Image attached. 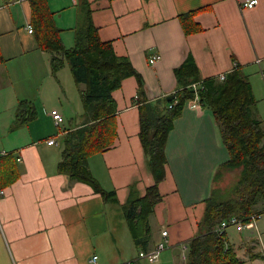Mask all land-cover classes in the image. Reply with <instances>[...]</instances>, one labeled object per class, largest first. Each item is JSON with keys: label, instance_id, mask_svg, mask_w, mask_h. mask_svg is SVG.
Instances as JSON below:
<instances>
[{"label": "crops", "instance_id": "crops-1", "mask_svg": "<svg viewBox=\"0 0 264 264\" xmlns=\"http://www.w3.org/2000/svg\"><path fill=\"white\" fill-rule=\"evenodd\" d=\"M244 1L48 0L65 47L74 45L85 3L100 40L109 42L139 76L124 78L112 92L116 138L88 159L100 186L115 191L114 203L58 170V139L87 121L78 87L67 78V65L52 72L51 54L38 48L28 32L30 0H0V152L11 153L18 172L0 188V264H90L93 256L96 264H144L121 209L130 196L142 197L155 183L140 139L139 101L174 96L194 78L223 82L217 76L237 65L254 98L251 115L264 133L259 106L264 99V0L253 7H244ZM154 54L160 58L151 64ZM53 97L59 107L51 105ZM21 101L32 104L35 115L14 128ZM194 101H185L167 134L160 199L148 216L147 250L160 241L167 248L149 264H184L183 248L202 233L196 226L203 223L216 173L229 159L212 108ZM51 110L61 114L62 124H55ZM66 116L79 120L65 126ZM50 139L55 143L49 144ZM228 227L226 237L243 264H264V237L259 236L264 216L242 230L235 228L251 230V238L241 236L238 245L229 240Z\"/></svg>", "mask_w": 264, "mask_h": 264}, {"label": "trees", "instance_id": "trees-1", "mask_svg": "<svg viewBox=\"0 0 264 264\" xmlns=\"http://www.w3.org/2000/svg\"><path fill=\"white\" fill-rule=\"evenodd\" d=\"M31 26L38 48L48 51L53 73L67 65L78 87L86 122L67 131L62 138L58 170L74 180L90 184L106 201L118 203L114 190L103 189L88 168L90 156L110 148L116 138V103L112 92L128 76L139 77L126 58L115 54L109 42L101 41L89 8L83 3L82 22L74 28V45L64 46L48 0H30ZM3 58L0 54V62ZM187 67H181L180 71ZM215 79H193L170 101L139 102L140 139L148 157V168L155 183L146 188L142 197L130 196L121 206L135 245L147 250L148 216L154 202L160 199L158 182L164 177V147L173 120L186 100L197 98L200 105L212 108L229 152L222 167L241 169L234 186L224 193L213 188L206 200L202 233L187 244L186 264H243L225 230L216 229L230 217L248 222V216L260 211L255 205L264 201V133L259 121L251 115L254 103L251 88L237 70V65L223 82ZM35 108L27 101L18 104L13 127L32 119ZM0 156V188L16 179L18 172L9 156ZM218 172L216 173V177ZM214 180V182H215ZM264 208V207H263Z\"/></svg>", "mask_w": 264, "mask_h": 264}, {"label": "rangeland", "instance_id": "rangeland-1", "mask_svg": "<svg viewBox=\"0 0 264 264\" xmlns=\"http://www.w3.org/2000/svg\"><path fill=\"white\" fill-rule=\"evenodd\" d=\"M256 70V69H255ZM64 72H66V75H67V78L72 82L71 84H73L74 86H76L75 85V83H74V81H73V79H71V76H70V73L67 71V70H64ZM62 74V73H61ZM60 75H58L57 77H58V80L60 81V77H59ZM60 83H61V85H62V83H63V81L61 82L60 81ZM63 86V85H62ZM61 95V96H60ZM60 95L58 96V98H61L62 99V101H63V99H65V92L64 91H60ZM50 103H53V104H51V105H54V106H56V107H59V102H57V98L56 97H53L51 100H50ZM62 103V102H61ZM261 105V108L263 109V113L261 114L262 116V121H263V129H264V99H261L260 101H259V106ZM81 108H82V105H81ZM82 110V109H81ZM83 113V112H82ZM67 117V118H66ZM65 118H64V124H65V126L69 123V122H74V123H76V122H78V118L76 119V118H72L71 116H66ZM62 124V123H61ZM59 140V142H60V145H61V140L60 139H58ZM241 169H235V170H230V169H228L227 167H222V168H220L219 170H218V176L216 177V180H215V182H214V187L213 188H215V189H217V190H219V192H221V193H224L225 191H228V190H230L233 186H234V184L238 181V179H239V177H240V175H241V171H240ZM144 193H146V190H145V192ZM145 195V194H144ZM159 202V200H157L156 202H154V205L156 204V203H158ZM153 205V206H154ZM255 207H256V209L257 210H259L260 211V216L262 217V215L264 216V201L260 198L259 199V201H258V203L255 205ZM122 213H123V211H122ZM236 227L235 226H232V227H228V229H227V234H228V238H229V240L232 242V243H234L235 245H238L240 242H239V240L238 239H240L241 238V236H244V235H248V237H250V235H249V233L251 234V230H244L242 233H240L239 231H237L236 229H235ZM202 230V226L201 225H197L196 226V232H200ZM259 236L260 237H264V231L262 230V231H259ZM251 238V237H250ZM183 248V247H182ZM164 251V250H163ZM186 252H187V250H186V248H183V253H182V255L185 257V255H186ZM160 255V254H159ZM159 255H158V257H159ZM242 255V254H241ZM158 259V258H157ZM184 259V258H183ZM148 259H146V261H143L142 263H144V264H149L148 263V261H147ZM263 260H264V258H263ZM155 261H157V260H155ZM150 262H154V261H150ZM180 263H184V264H186L185 263V261L184 260H182V259H180ZM151 264H153V263H151ZM246 264H250L249 262H247Z\"/></svg>", "mask_w": 264, "mask_h": 264}, {"label": "built area", "instance_id": "built-area-1", "mask_svg": "<svg viewBox=\"0 0 264 264\" xmlns=\"http://www.w3.org/2000/svg\"><path fill=\"white\" fill-rule=\"evenodd\" d=\"M73 2H76V0H72ZM257 3V0H245L242 5L244 7H253L255 4ZM28 32H32V26L29 25L28 26ZM160 58V56L158 54H154L149 58V63L153 64L155 63L158 59ZM256 63L259 64L260 63V59H256ZM261 73H263V71H261ZM218 79L223 80L226 77V73H222L219 74ZM194 102L198 103V99L194 98ZM54 122L56 125H59L63 122V117L61 116V114L57 111V110H51L50 112ZM49 144H54L55 141L53 139L48 140ZM6 152H0V156L5 155ZM0 194H2V191L0 192ZM259 217V214L257 213H253L251 215L248 216V222H245L244 219L242 218H238L235 216H232L229 218V220L227 222L222 223L216 230L218 232H222L223 230H225L228 226H235L238 230H242L246 227L247 223H255L256 219ZM167 235V231L164 230L162 231V236H166ZM167 248V245L164 241H160L158 242L153 249L151 250H147V251H140L138 253L137 258L138 259H148L149 261H155L158 258V255ZM182 258H185L182 255ZM90 264H96V257L93 256L90 260Z\"/></svg>", "mask_w": 264, "mask_h": 264}, {"label": "water", "instance_id": "water-1", "mask_svg": "<svg viewBox=\"0 0 264 264\" xmlns=\"http://www.w3.org/2000/svg\"><path fill=\"white\" fill-rule=\"evenodd\" d=\"M173 97H174L173 95H169L166 99L171 100V99H173Z\"/></svg>", "mask_w": 264, "mask_h": 264}]
</instances>
